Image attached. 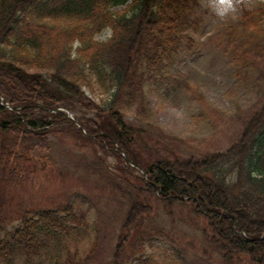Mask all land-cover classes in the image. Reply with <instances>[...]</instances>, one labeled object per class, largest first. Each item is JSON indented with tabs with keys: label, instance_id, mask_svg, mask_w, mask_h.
Listing matches in <instances>:
<instances>
[{
	"label": "trees",
	"instance_id": "16d2710c",
	"mask_svg": "<svg viewBox=\"0 0 264 264\" xmlns=\"http://www.w3.org/2000/svg\"><path fill=\"white\" fill-rule=\"evenodd\" d=\"M200 4L201 0H0V95L22 108L17 113L0 104V217L9 188L44 170L46 164L39 167L37 155L52 153L51 135L73 137L95 154L119 160L115 170L121 178L113 184L129 209L113 264H123L130 237L153 216L154 199L168 213L176 207L190 208L203 220L205 240L221 254L223 264H264V103L230 149L203 159L152 154L146 129L125 117V111H134L136 120L152 126L145 86L175 61ZM235 6L240 22L228 42L237 49L234 62L244 66L251 59L244 50L252 42L258 43L264 60V13L250 11L243 2ZM104 30L111 36L98 40ZM191 45L188 38V48ZM58 107L77 115L81 129L64 115L50 112ZM155 141L158 146L160 140ZM121 153L145 175L128 165ZM63 211L66 218L54 211L25 213L20 216L23 227L4 237L0 218V264H14L24 250L28 256L34 254L42 236L70 234L68 221L82 219L68 208Z\"/></svg>",
	"mask_w": 264,
	"mask_h": 264
},
{
	"label": "rangeland",
	"instance_id": "374dc122",
	"mask_svg": "<svg viewBox=\"0 0 264 264\" xmlns=\"http://www.w3.org/2000/svg\"><path fill=\"white\" fill-rule=\"evenodd\" d=\"M201 1L202 8L185 34L193 40L192 47L187 48L185 39L169 72L157 76L145 88L154 125L146 126L145 137L149 143L160 140L158 146L155 142L149 144L154 155L203 158L210 153H224L264 100V60L258 55V43L245 48L251 59L244 66L233 60L237 49L228 40L237 33L233 28L239 23L233 3L225 15L217 16L215 0ZM243 1L249 9L264 10V0ZM106 38V34L100 37ZM169 75L185 78L187 85L170 83ZM161 78L163 81H159ZM134 116V112L126 114L129 122L141 126ZM53 140V152L49 157H40L50 169L15 188L10 206L57 209L73 204L77 214L86 215V225L71 224L81 232L76 240L69 238L70 249L63 252L65 262L111 264L119 236L124 233L128 208L125 196L110 178L112 174L118 177L115 169L108 168L110 177L102 170L105 163L113 166L116 160L110 156H105L107 161L100 156L98 159L93 150L69 137ZM152 207L153 216L130 237L124 264H223L221 254L205 240L203 220L190 208L176 207L168 213L155 199ZM53 248L54 243L51 249L41 250L32 258L34 264H51ZM140 256L141 263L137 260ZM25 260L20 258L17 264Z\"/></svg>",
	"mask_w": 264,
	"mask_h": 264
},
{
	"label": "clouds",
	"instance_id": "9594fccd",
	"mask_svg": "<svg viewBox=\"0 0 264 264\" xmlns=\"http://www.w3.org/2000/svg\"><path fill=\"white\" fill-rule=\"evenodd\" d=\"M231 0H215L213 8L217 16H223L229 11Z\"/></svg>",
	"mask_w": 264,
	"mask_h": 264
}]
</instances>
